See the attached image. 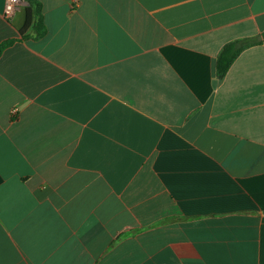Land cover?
I'll return each mask as SVG.
<instances>
[{
    "label": "crops",
    "instance_id": "crops-1",
    "mask_svg": "<svg viewBox=\"0 0 264 264\" xmlns=\"http://www.w3.org/2000/svg\"><path fill=\"white\" fill-rule=\"evenodd\" d=\"M0 0V264H264V0Z\"/></svg>",
    "mask_w": 264,
    "mask_h": 264
},
{
    "label": "trees",
    "instance_id": "trees-1",
    "mask_svg": "<svg viewBox=\"0 0 264 264\" xmlns=\"http://www.w3.org/2000/svg\"><path fill=\"white\" fill-rule=\"evenodd\" d=\"M27 1L29 2V6H27L26 8L25 27H27L30 24L31 18L32 16H34L33 37L40 38L46 32V28L43 23V17L41 13V4L37 0H27ZM13 41L14 39H7L0 43V54L2 53L3 49L9 46ZM260 41H264V31L262 32L261 40L239 39L226 43L222 47L216 58L215 69H216L217 78L221 79L225 75L231 63L234 61V59L243 49L251 45H254Z\"/></svg>",
    "mask_w": 264,
    "mask_h": 264
},
{
    "label": "built area",
    "instance_id": "built-area-1",
    "mask_svg": "<svg viewBox=\"0 0 264 264\" xmlns=\"http://www.w3.org/2000/svg\"><path fill=\"white\" fill-rule=\"evenodd\" d=\"M23 2L24 0H7L3 9L4 18L9 19L10 17H12L15 8H17V6Z\"/></svg>",
    "mask_w": 264,
    "mask_h": 264
}]
</instances>
